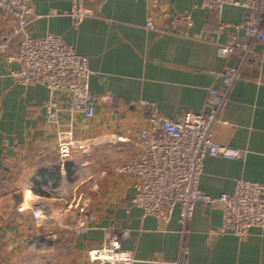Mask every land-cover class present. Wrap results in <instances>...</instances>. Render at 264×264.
Instances as JSON below:
<instances>
[{"label": "crops", "instance_id": "1", "mask_svg": "<svg viewBox=\"0 0 264 264\" xmlns=\"http://www.w3.org/2000/svg\"><path fill=\"white\" fill-rule=\"evenodd\" d=\"M79 2L93 14L76 27L72 10ZM29 4L31 37L52 35L71 45L88 61L90 95L116 103L97 102L99 118L91 121L73 109L70 97L15 79L19 40L0 12V264H96L88 251L115 234L133 264H264V224L245 236L222 233V210L201 203L184 221L178 208L167 221L145 216L133 203L136 178L119 171L143 153L145 103L176 120L185 112L209 113V92L216 90L222 107L212 140L238 157L206 159L199 189L218 198L233 194L239 182L264 186V42L237 32L245 10H209L197 0ZM229 43L235 47L221 50ZM228 67L239 77L226 90L222 74ZM59 131L71 132L77 145L87 147L74 149L65 175ZM24 191L38 197L49 217L45 226L38 228L23 211ZM79 223L86 233L77 232ZM52 236L40 251L41 240Z\"/></svg>", "mask_w": 264, "mask_h": 264}, {"label": "built area", "instance_id": "2", "mask_svg": "<svg viewBox=\"0 0 264 264\" xmlns=\"http://www.w3.org/2000/svg\"><path fill=\"white\" fill-rule=\"evenodd\" d=\"M203 8L219 11L225 6L243 8L245 19L237 32H244L247 38L264 42V0H197ZM0 12L10 19L12 38L19 40L17 55L13 57L20 65L13 77L23 85H43L50 91L71 98L73 109L82 110L85 118L98 120L96 103L114 106V98L94 97L88 91L90 70L87 59L78 55L75 49L60 38L48 35L33 39L29 25L34 20L29 0H0ZM93 14L83 3L75 4L72 16L76 27ZM151 23H148V27ZM234 43L222 46L229 52ZM239 77V76H238ZM237 72L228 67L222 74L226 90L238 78ZM212 109L206 114L185 112L176 120L160 115L155 106L145 103L148 108V128L141 133L143 153L131 164L122 167V174L136 178L133 203L144 210L145 216L167 221L175 208L180 211V220L189 217L197 204L218 207L223 212L219 223L222 233L233 232L245 236L253 226L264 224V186L251 182H239L233 194L213 198L199 189V179L204 161L208 158L236 159L238 153L220 146L212 140V129L219 122L222 94L210 90ZM53 108V106H51ZM56 121V114H50ZM59 128L60 123L56 124ZM58 156L65 175V163L73 156L74 149L86 151L85 145H77L71 132L57 134ZM38 197L24 191L21 197L23 211L30 212L38 228L45 226L49 217L43 213ZM86 233L84 223L76 228ZM50 239L44 238L39 247H48ZM121 235L115 234L98 248L88 251L90 262L96 264H133L129 252L120 247Z\"/></svg>", "mask_w": 264, "mask_h": 264}, {"label": "rangeland", "instance_id": "3", "mask_svg": "<svg viewBox=\"0 0 264 264\" xmlns=\"http://www.w3.org/2000/svg\"><path fill=\"white\" fill-rule=\"evenodd\" d=\"M10 29V28H9ZM4 31L6 32V28L4 29ZM8 32V31H7ZM95 168H97V163L95 164ZM90 170H94V168L92 169V167H91V169ZM37 250H39V248L37 247ZM40 251H42V249H40ZM32 264H36V263H32Z\"/></svg>", "mask_w": 264, "mask_h": 264}]
</instances>
